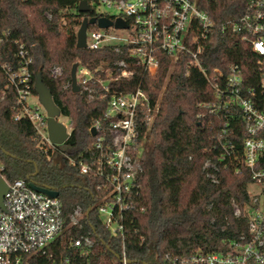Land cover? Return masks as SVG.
Instances as JSON below:
<instances>
[{"label": "trees", "instance_id": "16d2710c", "mask_svg": "<svg viewBox=\"0 0 264 264\" xmlns=\"http://www.w3.org/2000/svg\"><path fill=\"white\" fill-rule=\"evenodd\" d=\"M81 1L0 0V37L4 38L0 50V177L49 186L59 192L66 213L77 208L85 212L83 227L67 225L51 247L52 257H41L40 264H122L123 244L130 264H172V259L196 252L221 251L226 241L247 230L245 216L234 215L233 203L245 208L251 175L242 167L239 153V158L221 157L219 137L225 119L201 106L212 97L202 73L191 69L186 74L187 58L173 64L165 52L159 53L155 75L131 60L133 78L110 83L113 90L124 92L142 88L152 108L158 103V111L145 140L140 186L130 198L133 208L125 211L124 236H113L103 223L99 207L112 196L107 197L106 181L94 171L100 152L94 148L91 128L107 104L106 100L89 102L80 92H73L71 68L79 62L94 70L99 64L112 65L126 57L106 48H77L82 18L96 14L79 12ZM192 1L214 24L205 42L203 64L209 68L239 64L249 76L247 83L258 86L259 56L237 34L221 28L224 22L243 16L250 0ZM21 45L33 59L32 82L40 71L56 106L70 119L71 132L63 145L41 147L29 119H16L22 107L6 65H18ZM54 67L60 68L59 75L53 74ZM142 117L147 118V110ZM242 137L236 126L230 136L235 148L240 147ZM81 161L93 170L81 174ZM207 161L216 168L205 166ZM88 231L95 244L80 255L71 242Z\"/></svg>", "mask_w": 264, "mask_h": 264}, {"label": "built area", "instance_id": "2783aa9c", "mask_svg": "<svg viewBox=\"0 0 264 264\" xmlns=\"http://www.w3.org/2000/svg\"><path fill=\"white\" fill-rule=\"evenodd\" d=\"M89 5L97 18L106 17L114 22L122 19L127 24L123 28L89 25L87 48H106L126 58L115 60L112 65L99 64L94 70L79 64L76 70L79 92L89 102L106 100L107 104L103 116L92 127L96 139L94 148L100 152L94 171L104 177L103 190L107 197L112 196L109 200L105 198L107 200L99 207L103 223L113 236H124L125 211L133 208L130 198L140 186L145 140L158 111V103L152 108L142 88L124 92L113 90L110 83L133 78L131 60H136L153 76L159 69L160 52L167 53L173 64L186 57V74L191 69L200 71L212 92L211 99L203 101L201 106L225 119L223 136L219 137V146L224 151L221 157L229 154L239 158L240 155L242 167L251 175L249 187L256 185L258 190L253 195L248 193L244 209L233 203L234 215L245 216L246 231L226 241L221 251L196 252L179 260L172 259V264H264V0H250L243 16L221 26L223 31L233 32L249 43L259 56L258 86L247 83L249 76L239 64H226L225 68H209L203 64L205 42L214 24L192 0H97ZM97 5L113 8L116 13H99ZM47 17L51 15L47 13ZM118 30L126 34H119ZM3 41L0 37V50ZM17 56L16 67L6 65L22 107L16 119L21 116L29 119L41 147L54 148L57 145L49 140L46 109L39 101L27 102L28 97L35 94L30 72L33 59L23 45ZM146 110L144 120L142 115ZM236 126H240L243 135L239 148H235V142L230 139ZM79 164L81 174L93 170L83 161ZM205 166L216 168L209 161ZM7 184L4 207L0 206V264H40L41 257H52L51 247L67 225L83 227L85 212L81 208L66 213L58 197L35 190L24 179L7 181ZM71 243L80 255L91 251L95 244L90 231ZM120 259L122 264L131 263L125 244Z\"/></svg>", "mask_w": 264, "mask_h": 264}, {"label": "water", "instance_id": "95a60500", "mask_svg": "<svg viewBox=\"0 0 264 264\" xmlns=\"http://www.w3.org/2000/svg\"><path fill=\"white\" fill-rule=\"evenodd\" d=\"M78 11L82 13H92V8L90 7L89 3L85 0H82L79 4ZM82 22L77 30L76 36H77V48H85L87 46L86 43V30L89 25H94L97 23L99 27L102 28H108L112 27L114 25L116 28H123L127 27V24L122 19H117L115 22L110 20L106 17H88L84 16L82 18ZM79 62L74 63L71 68V88L73 89V92L79 93L80 88L77 84V68H78ZM34 89H36V95L38 96V101L40 104L46 109L48 114V134H49V140L55 145H63L65 141H67L70 133L67 131L66 125L64 123H60L57 121V117L61 115V110L58 106H56L51 89L47 87L46 84H44L42 79V73L40 71H37L36 73V80L34 84ZM91 135H95V129H91ZM31 186L42 193H45L47 195H50L52 197H58L59 192H57L55 189L49 187V186H39L35 183H31ZM8 190V184L4 177H0V206L4 207V197L6 195V192ZM90 213V210L87 212V214Z\"/></svg>", "mask_w": 264, "mask_h": 264}, {"label": "rangeland", "instance_id": "374dc122", "mask_svg": "<svg viewBox=\"0 0 264 264\" xmlns=\"http://www.w3.org/2000/svg\"><path fill=\"white\" fill-rule=\"evenodd\" d=\"M96 9H97V11L99 12V13H107V14H109V15H111V14H115L116 13V10L115 9H113V8H111V9H108V8H106L105 6H103V5H97L96 6ZM80 26V25H79ZM79 26L77 27V30H78V28H79ZM112 31H114V30H112ZM119 34H126V32H121V31H117ZM52 71H53V74L54 75H59L60 73H61V70H60V68H58V67H54L53 69H52ZM27 102L28 103H30V104H36V103H38V96L37 95H35V94H33V95H30L29 97H28V100H27ZM57 121L58 122H60V123H64V125H66V127H67V131H68V133H70L71 132V122H70V119H69V117L67 116V115H65V114H61V115H59L58 117H57ZM64 160V158H61V161H63ZM258 190V186H256V185H250V187H249V189H248V193L249 194H254L256 191Z\"/></svg>", "mask_w": 264, "mask_h": 264}]
</instances>
